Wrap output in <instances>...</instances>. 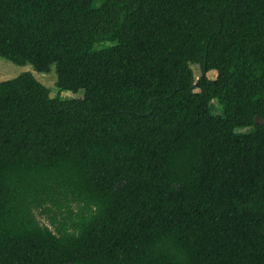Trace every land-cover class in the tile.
<instances>
[{
  "label": "trees",
  "instance_id": "1",
  "mask_svg": "<svg viewBox=\"0 0 264 264\" xmlns=\"http://www.w3.org/2000/svg\"><path fill=\"white\" fill-rule=\"evenodd\" d=\"M0 57L75 95L0 82V264H264V0H0Z\"/></svg>",
  "mask_w": 264,
  "mask_h": 264
},
{
  "label": "rangeland",
  "instance_id": "2",
  "mask_svg": "<svg viewBox=\"0 0 264 264\" xmlns=\"http://www.w3.org/2000/svg\"><path fill=\"white\" fill-rule=\"evenodd\" d=\"M191 68L194 72L196 80H198L202 74L200 66L199 65H191ZM30 72L33 74V76L44 86L50 89L51 91V97L52 98H60L61 100H69L73 99L75 95L71 91H62L57 87L58 83V76L56 73V68L53 67L52 71L50 73H39L34 70L33 66L31 65H25V66H19L15 65L12 62L5 60L0 57V82L11 80L14 78H17L23 73ZM208 76L212 79L216 78L217 73L216 72H210ZM212 112L215 115L222 114V110L217 102L213 103ZM258 124H263V119L257 120ZM241 131V130H239ZM248 131V130H242ZM41 223L44 225L49 226L51 229L54 230V227L51 226L49 221L46 219L40 218Z\"/></svg>",
  "mask_w": 264,
  "mask_h": 264
}]
</instances>
